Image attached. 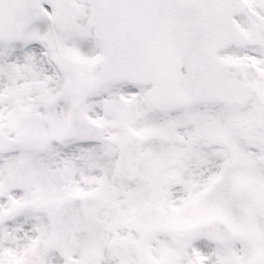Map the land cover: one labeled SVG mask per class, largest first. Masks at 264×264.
Returning <instances> with one entry per match:
<instances>
[{
  "label": "snow or ice",
  "instance_id": "snow-or-ice-1",
  "mask_svg": "<svg viewBox=\"0 0 264 264\" xmlns=\"http://www.w3.org/2000/svg\"><path fill=\"white\" fill-rule=\"evenodd\" d=\"M0 264H264V0H0Z\"/></svg>",
  "mask_w": 264,
  "mask_h": 264
}]
</instances>
